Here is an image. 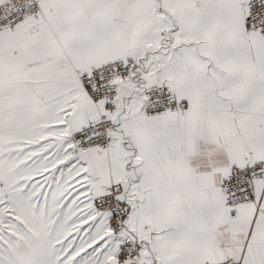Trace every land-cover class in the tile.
Returning <instances> with one entry per match:
<instances>
[{"label": "snow or ice", "instance_id": "obj_1", "mask_svg": "<svg viewBox=\"0 0 264 264\" xmlns=\"http://www.w3.org/2000/svg\"><path fill=\"white\" fill-rule=\"evenodd\" d=\"M0 264H264V0H0Z\"/></svg>", "mask_w": 264, "mask_h": 264}]
</instances>
